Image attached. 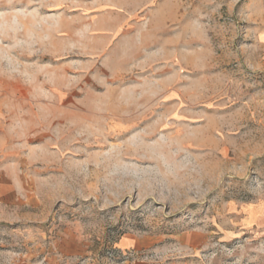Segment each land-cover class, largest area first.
<instances>
[{
    "label": "rangeland",
    "instance_id": "1",
    "mask_svg": "<svg viewBox=\"0 0 264 264\" xmlns=\"http://www.w3.org/2000/svg\"><path fill=\"white\" fill-rule=\"evenodd\" d=\"M13 1L0 264H264V0Z\"/></svg>",
    "mask_w": 264,
    "mask_h": 264
},
{
    "label": "bare ground",
    "instance_id": "2",
    "mask_svg": "<svg viewBox=\"0 0 264 264\" xmlns=\"http://www.w3.org/2000/svg\"><path fill=\"white\" fill-rule=\"evenodd\" d=\"M19 0H14L13 2H12V5L14 4V3H16V2H18ZM10 3V2H9ZM19 3V2H18ZM10 5H11V3H10ZM16 34L14 33V36H15ZM6 36V35H5Z\"/></svg>",
    "mask_w": 264,
    "mask_h": 264
}]
</instances>
